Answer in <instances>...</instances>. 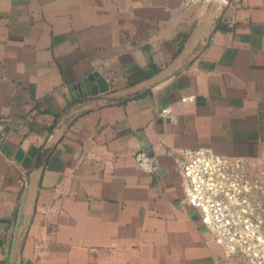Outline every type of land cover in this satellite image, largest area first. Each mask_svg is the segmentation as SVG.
I'll return each instance as SVG.
<instances>
[{
	"label": "crops",
	"instance_id": "1",
	"mask_svg": "<svg viewBox=\"0 0 264 264\" xmlns=\"http://www.w3.org/2000/svg\"><path fill=\"white\" fill-rule=\"evenodd\" d=\"M222 1L0 0V264L23 198L13 264H249L173 160L264 166V0Z\"/></svg>",
	"mask_w": 264,
	"mask_h": 264
},
{
	"label": "built area",
	"instance_id": "2",
	"mask_svg": "<svg viewBox=\"0 0 264 264\" xmlns=\"http://www.w3.org/2000/svg\"><path fill=\"white\" fill-rule=\"evenodd\" d=\"M5 120L0 115V141ZM134 157L150 173L159 163L158 156L144 148ZM173 160L182 176L184 203L197 211L226 254L264 264V169L209 148L182 149Z\"/></svg>",
	"mask_w": 264,
	"mask_h": 264
},
{
	"label": "water",
	"instance_id": "3",
	"mask_svg": "<svg viewBox=\"0 0 264 264\" xmlns=\"http://www.w3.org/2000/svg\"><path fill=\"white\" fill-rule=\"evenodd\" d=\"M222 1V0H220ZM225 2L224 0L222 1V3ZM221 7V3H219L218 8ZM93 75L95 77H97V80L99 82V86L95 89H88L87 93H95L97 91H104L107 89V84L104 82L103 77L100 76V74L97 71L93 72ZM90 77V75H89ZM103 82V83H102ZM32 153L30 152V155ZM23 204H24V198L21 201V205L17 211V215L15 217V222L14 225L10 228V233L11 236L8 238L7 240V245H6V252H5V264H13L14 261V251H15V243H16V239L18 237V233H19V228H20V222H21V218H22V212H23ZM2 237L0 236V244L2 243Z\"/></svg>",
	"mask_w": 264,
	"mask_h": 264
},
{
	"label": "rangeland",
	"instance_id": "4",
	"mask_svg": "<svg viewBox=\"0 0 264 264\" xmlns=\"http://www.w3.org/2000/svg\"><path fill=\"white\" fill-rule=\"evenodd\" d=\"M254 165H255V164L253 163V166H254ZM254 168H255V169H264V166L255 165ZM14 222H15V220H14ZM14 222H13V225H14ZM226 256H227V257H234V256L227 255V254H226ZM248 263H249V262H248ZM249 264H250V263H249Z\"/></svg>",
	"mask_w": 264,
	"mask_h": 264
}]
</instances>
